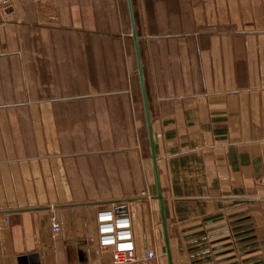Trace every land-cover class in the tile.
Here are the masks:
<instances>
[{"label":"crops","instance_id":"obj_1","mask_svg":"<svg viewBox=\"0 0 264 264\" xmlns=\"http://www.w3.org/2000/svg\"><path fill=\"white\" fill-rule=\"evenodd\" d=\"M132 6L146 101L128 0L0 10V264H114L110 205L151 264L166 229L173 264H264V0Z\"/></svg>","mask_w":264,"mask_h":264},{"label":"built area","instance_id":"obj_2","mask_svg":"<svg viewBox=\"0 0 264 264\" xmlns=\"http://www.w3.org/2000/svg\"><path fill=\"white\" fill-rule=\"evenodd\" d=\"M13 0H0V10L11 7ZM51 221L57 233L61 229L56 211H52ZM99 246L112 256L114 264H151L160 256L156 248L146 249L139 254L136 249L134 223L124 206L110 205L97 212Z\"/></svg>","mask_w":264,"mask_h":264},{"label":"water","instance_id":"obj_3","mask_svg":"<svg viewBox=\"0 0 264 264\" xmlns=\"http://www.w3.org/2000/svg\"><path fill=\"white\" fill-rule=\"evenodd\" d=\"M128 2H129L130 12H131V18H132L134 38L136 40L137 55H138L139 69H140V76H141V80H142L143 95H144V98H145V101H146V90H145V86H144L143 72H142V66H141V61H140V53H139L138 40H137L138 37H137V33H136V26H135V20H134V12H133L132 0H128ZM148 128H149V133H150V138H151L152 150H153V153L155 154L153 132H152V127H151V124L150 123L148 124ZM158 187H159V197H162L161 192H160V183L159 182H158ZM164 225H165V229H166V220L165 219H164ZM166 235H167V255H168L170 264H173V261H172V253H171V248H170V243H169V237H168V234H167V229H166ZM237 235L238 234H235L234 237H236ZM236 243H239V242H236ZM228 245H233V242L232 243H229ZM236 263H238V262H236Z\"/></svg>","mask_w":264,"mask_h":264},{"label":"rangeland","instance_id":"obj_4","mask_svg":"<svg viewBox=\"0 0 264 264\" xmlns=\"http://www.w3.org/2000/svg\"><path fill=\"white\" fill-rule=\"evenodd\" d=\"M135 191L137 192V191H139V190H135ZM140 194H141V193H140ZM143 194H146V193L143 192ZM146 195H147V194H146ZM158 259H159V260H162V261H166V253H165L164 251H163V252L160 251V256H159ZM158 259H157V260H158Z\"/></svg>","mask_w":264,"mask_h":264}]
</instances>
